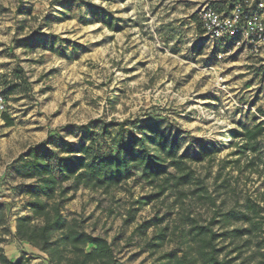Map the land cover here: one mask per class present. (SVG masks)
<instances>
[{
  "label": "rangeland",
  "instance_id": "1",
  "mask_svg": "<svg viewBox=\"0 0 264 264\" xmlns=\"http://www.w3.org/2000/svg\"><path fill=\"white\" fill-rule=\"evenodd\" d=\"M199 2L198 18L206 1L0 0V91L7 82H18L20 69L25 78V89L6 99L14 125L7 126L0 111V203L9 214V230L0 226L5 239L0 246L9 258L53 264L13 235L16 218L31 214L29 196L19 186L32 180L14 176L11 165L52 135L79 145L80 126L98 121L99 131L101 120L121 124L112 127L113 136L135 121L163 120L162 128L177 137L179 154L207 189V198H201L196 183L171 187L143 204L139 198L157 188L136 171L110 193L80 188L64 201V217L78 218L87 232L106 237L119 264H175L184 256L201 264L190 249L195 243L188 233L191 219L214 220L220 232L226 222L244 225L234 218L224 222L223 214H252L249 204L262 209L256 219L260 229L235 264L245 258V264H254L255 252H264V134L253 152L229 132L244 124L264 126V80L246 89L237 74L227 75L224 61L208 63L189 26ZM96 8L101 15L93 14ZM30 36L48 43L27 52L21 43ZM200 139L215 150L210 158H195ZM150 220L156 224L142 227ZM161 228L162 243L156 235ZM231 242L218 240L219 246L228 244L225 252Z\"/></svg>",
  "mask_w": 264,
  "mask_h": 264
},
{
  "label": "trees",
  "instance_id": "2",
  "mask_svg": "<svg viewBox=\"0 0 264 264\" xmlns=\"http://www.w3.org/2000/svg\"><path fill=\"white\" fill-rule=\"evenodd\" d=\"M240 1L243 0H231L230 7ZM102 12L101 8L93 10L94 15H101ZM192 17H196V13ZM106 23L113 27L110 21ZM27 42L33 47L38 40L30 36ZM47 43L48 40L40 42ZM24 83V79L7 82L0 94L7 99L9 95L24 90ZM2 117L7 126L14 125L13 118L6 111L2 112ZM97 122L80 126L82 135L79 145L52 135L45 142L29 146L11 165L14 176L32 180L19 186L29 196L28 209L31 214L16 218L13 235L18 242L29 244L47 254L53 264H119L112 244L106 237L87 232L78 218L69 221L64 217L63 202L72 199L80 188L110 193L134 177L136 171H140L145 183L156 187L157 191L141 196L138 202L149 203L164 195L171 187L178 188L191 183L197 184L201 198H207L205 185L195 176L184 159L185 155L179 154L177 137L162 128L163 120L135 121L132 123L133 128H121L116 136H113L112 127L120 123L101 120L98 131ZM137 129L139 132H136ZM229 132L234 138L244 141L246 150L259 151V138L264 134L262 123L252 127L244 124L242 129H231ZM199 146L200 152L195 154L198 160L210 158L215 151L201 139ZM249 163L253 164V161ZM170 167H174L176 172H171ZM248 207L252 214L224 213V222L234 218L243 221L244 225L227 226L229 222H226L220 232L212 226L214 220L201 224L191 219L188 233L195 243L190 249L195 250L197 261H201V264H235L246 248H251L252 236L260 229L256 219L262 209L256 204H249ZM8 224L9 214L0 203V226L6 232L9 230ZM155 224L151 220L145 221L142 227L149 228ZM156 235L160 243L165 240L163 228ZM221 238L230 239L234 244L227 252L228 244H218ZM4 240L0 238V241ZM255 253L259 258L254 264H264L261 248ZM246 261L247 258L240 264ZM0 264L36 263L23 256L12 260L0 246ZM175 264H192V261L186 256L178 257Z\"/></svg>",
  "mask_w": 264,
  "mask_h": 264
},
{
  "label": "built area",
  "instance_id": "3",
  "mask_svg": "<svg viewBox=\"0 0 264 264\" xmlns=\"http://www.w3.org/2000/svg\"><path fill=\"white\" fill-rule=\"evenodd\" d=\"M264 9V0H243L236 3L230 12L217 10L210 3H205L199 19L206 35L213 39L235 40V46L242 43L249 45L253 55H264V20L260 10ZM233 52L219 51L215 54L218 60L224 59ZM6 99L0 94V111H6ZM2 173L0 172V182Z\"/></svg>",
  "mask_w": 264,
  "mask_h": 264
},
{
  "label": "crops",
  "instance_id": "4",
  "mask_svg": "<svg viewBox=\"0 0 264 264\" xmlns=\"http://www.w3.org/2000/svg\"><path fill=\"white\" fill-rule=\"evenodd\" d=\"M210 3L219 11L230 12V1L231 0H201ZM199 4H196L195 8L192 9L190 13V23L189 26L191 31L194 33L195 44L203 45L205 57L208 58V63L210 65H215L221 61H224L225 69L227 70V75H238L240 84L243 88L253 89L257 83H261V79L264 80V55H253L249 50V45L247 43H242L239 46H235V40L229 39L227 41H221L207 36L202 28L199 18L192 17L196 13ZM259 13L264 20V9L260 10ZM43 40L38 39V43H35L33 47L25 40L21 43V47L25 48V51L29 52L30 49L37 47H45L47 44H40ZM233 49V54L229 58H224L223 60H218L215 54L219 51H228ZM230 69V70H229ZM22 74V70H19L18 81L25 79ZM242 81V82H241ZM21 91V90H19ZM18 92V91H17ZM16 92V93H17ZM15 94V93H14ZM12 95V94H11ZM10 96V95H9ZM14 120V119H13Z\"/></svg>",
  "mask_w": 264,
  "mask_h": 264
}]
</instances>
